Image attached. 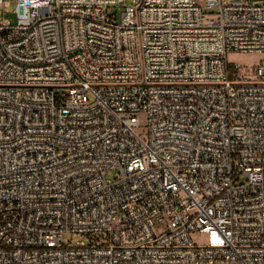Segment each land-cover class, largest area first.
<instances>
[{
  "label": "built area",
  "instance_id": "obj_1",
  "mask_svg": "<svg viewBox=\"0 0 264 264\" xmlns=\"http://www.w3.org/2000/svg\"><path fill=\"white\" fill-rule=\"evenodd\" d=\"M15 1L0 264H264V0Z\"/></svg>",
  "mask_w": 264,
  "mask_h": 264
},
{
  "label": "rangeland",
  "instance_id": "obj_2",
  "mask_svg": "<svg viewBox=\"0 0 264 264\" xmlns=\"http://www.w3.org/2000/svg\"><path fill=\"white\" fill-rule=\"evenodd\" d=\"M240 1H255V0H240ZM204 3V2H203ZM16 7V1L15 0H10L9 2V6L5 9L2 10L0 12V20H2L3 18L9 20L12 24H15L17 22V16L14 12ZM113 11V9H111V12ZM205 13L210 14V13H215L216 11L214 9L208 10L205 9L204 10ZM264 59V54H232L229 56L228 60L232 63H236V64H240L243 66H253L256 65L258 63H260L262 60ZM142 133V131H140ZM115 172H113V174H109L107 175V179L111 180L114 177ZM82 241H86V238L76 234L73 236H67L64 239L65 243H72V244H76L78 242H82Z\"/></svg>",
  "mask_w": 264,
  "mask_h": 264
}]
</instances>
